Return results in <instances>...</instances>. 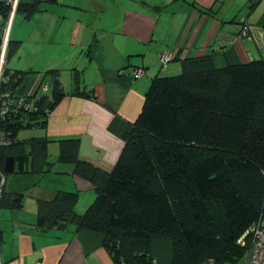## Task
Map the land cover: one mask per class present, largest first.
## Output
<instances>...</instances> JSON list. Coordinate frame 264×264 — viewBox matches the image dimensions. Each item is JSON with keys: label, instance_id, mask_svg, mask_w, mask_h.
<instances>
[{"label": "trees", "instance_id": "16d2710c", "mask_svg": "<svg viewBox=\"0 0 264 264\" xmlns=\"http://www.w3.org/2000/svg\"><path fill=\"white\" fill-rule=\"evenodd\" d=\"M46 2L19 0L16 15L29 20ZM260 2L248 0L249 14ZM198 9L216 14L214 6ZM11 10L9 0H0L2 37ZM236 20V32L222 31L219 37L253 42L261 58L232 62L225 54L226 64L219 67L211 50L180 61L171 55L167 63L158 55L161 70L179 61L181 71L151 78L141 112L124 135L111 170L83 159L79 138H20L23 131H45L50 114L66 96L97 98L82 85L78 69H73L74 87L68 94L59 70L46 71L42 83L48 84L50 94L38 89L27 96L34 104L27 108L12 102L32 71L5 67L0 84V172L5 178L10 175L4 167L12 157L11 175L48 174L54 166L49 145L57 143V162L72 166L73 174L91 183L96 194L83 213L76 210V191H57L52 199L38 200L35 229L65 223L74 225L76 232L97 233L114 264H159L152 253L156 241L171 243L169 264L244 262L251 243L243 246L239 240L264 219V40L258 34L264 27ZM20 46L21 41L9 38L7 59ZM137 69L146 74L145 68H132L133 79L142 77L134 75ZM23 205V191L3 188L0 209L17 211ZM1 237L0 231V243Z\"/></svg>", "mask_w": 264, "mask_h": 264}, {"label": "crops", "instance_id": "0c3cea01", "mask_svg": "<svg viewBox=\"0 0 264 264\" xmlns=\"http://www.w3.org/2000/svg\"><path fill=\"white\" fill-rule=\"evenodd\" d=\"M247 4L248 0H57L46 2L42 12L29 20L22 17L18 25L15 20L10 38L21 41L20 53L15 60L7 59L6 68L32 71L17 88V96L27 97L38 89L42 93L40 85H47L42 81L51 69L59 70L68 94L74 87L73 69H78L82 85L97 97L66 96L50 114L45 131H23L20 138H79L81 157L111 170L154 75H173L181 68L180 60L210 50L216 51L219 67L226 64L225 54L232 62L261 58L250 41L219 37L222 31L236 32V19L264 27V0L250 14L244 10ZM201 6H214L216 14H203ZM3 23L0 18V28ZM162 53L179 61L161 70L158 55ZM139 67L146 74L133 79L131 70ZM49 149L51 172L6 178L5 191H23L24 205L17 211L0 209V264H114L97 233L76 232L72 224L63 231L34 228L37 201L52 199L57 191L79 194L78 213L94 200L91 183L75 176L72 166L57 162V143ZM82 191L91 194L82 198ZM152 253L159 264H169L171 243L156 241Z\"/></svg>", "mask_w": 264, "mask_h": 264}, {"label": "built area", "instance_id": "2783aa9c", "mask_svg": "<svg viewBox=\"0 0 264 264\" xmlns=\"http://www.w3.org/2000/svg\"><path fill=\"white\" fill-rule=\"evenodd\" d=\"M9 3L12 5V10L9 16V21L7 23V28L10 24V20L13 18V16L16 13L17 5L19 3V0H9ZM249 27L246 26L244 28V32H248ZM261 38L264 40V33H258ZM256 32V37H257ZM253 39V38H252ZM8 41H9V33L8 29H6L4 37H3V45L0 49V84L2 80L4 79V72L5 67L7 63V48H8ZM171 55L169 53H162L160 56V61L162 63H167L170 61ZM144 73L137 69L134 70V75L136 77L142 76ZM41 91L43 94H46L48 91V84L41 86ZM12 104H15L17 107L25 106V107H32L33 101H29L27 97L18 96ZM7 111V108H4L3 112ZM2 143V140H0V144ZM6 178L5 176L0 172V199L2 196V190L5 185ZM248 240L250 241L249 251L247 256L245 257L244 262L242 264H264V219H260L257 223H254L248 231L242 236V238L239 240V243L241 245H245ZM38 264V263H37Z\"/></svg>", "mask_w": 264, "mask_h": 264}, {"label": "rangeland", "instance_id": "374dc122", "mask_svg": "<svg viewBox=\"0 0 264 264\" xmlns=\"http://www.w3.org/2000/svg\"><path fill=\"white\" fill-rule=\"evenodd\" d=\"M244 10H245V12H248V9H247V8H245ZM22 17H23L22 14H17V15H16V13H15V15L13 16V18L10 20V24H9L8 28H6V29H8L9 38H10V35H11V32H12V28H13V25H14L15 20H16L17 25H18V23H19L20 21L23 20ZM37 31H38V30L36 29L34 32H37ZM250 45L253 47L254 52L257 53V50H259V48H258L257 46H255V44H254L253 42H251ZM254 47H255V48H254ZM256 47H257V50H256ZM18 50H19V49H18ZM18 50L15 52L16 55H18V53H20ZM13 55H14V54H13ZM13 55H12V57H13V59L15 60L17 56H16V55L13 56ZM171 64H176V62H172ZM180 71H181V68H180L179 71H177V73H174L173 75L179 74ZM167 76H169V75H167ZM50 144H51V143H50ZM58 153H59V150H58ZM50 154H51V153H50V149H49V159H50ZM89 194H91V191H82V193H81L82 198L85 197L84 195H89ZM95 196H96V194H94V199H95ZM3 210H4V208H3Z\"/></svg>", "mask_w": 264, "mask_h": 264}, {"label": "water", "instance_id": "95a60500", "mask_svg": "<svg viewBox=\"0 0 264 264\" xmlns=\"http://www.w3.org/2000/svg\"><path fill=\"white\" fill-rule=\"evenodd\" d=\"M45 1H47L49 3L50 2L55 3L57 0H45ZM2 45H3V37L0 36V49H1ZM4 170H5V173H7V174L13 173V171H14V159L12 157L7 158ZM66 226H67V224L62 223V224L58 225L57 229L63 231L64 229H66Z\"/></svg>", "mask_w": 264, "mask_h": 264}]
</instances>
